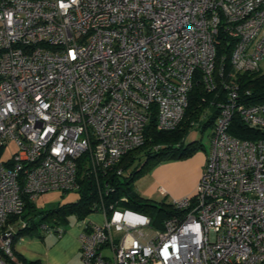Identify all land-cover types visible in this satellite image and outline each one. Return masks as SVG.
I'll return each mask as SVG.
<instances>
[{
	"label": "built area",
	"instance_id": "obj_1",
	"mask_svg": "<svg viewBox=\"0 0 264 264\" xmlns=\"http://www.w3.org/2000/svg\"><path fill=\"white\" fill-rule=\"evenodd\" d=\"M263 60L264 0H0V264L27 203L77 192L80 158L95 176L115 170L152 119L178 128L195 82L223 91L195 192L169 201L160 228L101 205V223H77L81 262L264 264V102L244 103L235 82ZM234 117L249 138L229 132Z\"/></svg>",
	"mask_w": 264,
	"mask_h": 264
},
{
	"label": "trees",
	"instance_id": "obj_2",
	"mask_svg": "<svg viewBox=\"0 0 264 264\" xmlns=\"http://www.w3.org/2000/svg\"><path fill=\"white\" fill-rule=\"evenodd\" d=\"M217 54L218 57L224 58V67L229 70V47L225 46L224 43L221 44ZM235 82L238 86L239 97L244 103L264 102V73L261 70L239 74ZM222 96L221 87L217 89V93H206L203 91L201 83L195 82L188 96V106L180 126L170 132H159L155 129V120L152 119L145 131L144 144L127 153L115 170L95 176L88 172L83 158H80L77 170L78 199L75 202L64 203L48 210H40L35 204L27 203L21 217L28 221V227L18 230L16 236L41 237L42 231L39 226L42 224L49 226L64 224L68 222L69 216H74L79 221L95 213L101 205L107 207L109 204H117L144 213L150 217L152 227L160 228L161 222L176 214L177 211L172 208L169 202L156 203L154 200L139 196L132 188V183L138 176L161 162L190 156L197 149V146L195 142H192L184 148V139L193 128L198 127L202 130L213 127L218 110L209 107V103L222 98ZM210 108L212 113L209 119L206 122H201L200 114ZM229 132L242 139L249 138L251 134V131L243 127L238 117H234ZM119 169L121 173L117 174ZM122 197H126L127 201H120ZM6 260L9 264H39L38 262L26 261L13 249L12 257Z\"/></svg>",
	"mask_w": 264,
	"mask_h": 264
},
{
	"label": "crops",
	"instance_id": "obj_3",
	"mask_svg": "<svg viewBox=\"0 0 264 264\" xmlns=\"http://www.w3.org/2000/svg\"><path fill=\"white\" fill-rule=\"evenodd\" d=\"M261 70V69H260ZM185 163H192L193 159L185 162L178 160L165 161L154 168L150 173L152 182L145 188L144 196L147 199L159 195L164 198L179 199L192 195L198 183L201 171L205 164V156L199 154L198 160L192 167L191 177L182 176ZM87 218L101 223L103 219L98 214H91ZM78 226L65 231L61 237L55 234H42L41 237L23 235L17 236L13 242V251L28 262L39 264H81L79 252ZM47 236V237H46Z\"/></svg>",
	"mask_w": 264,
	"mask_h": 264
},
{
	"label": "rangeland",
	"instance_id": "obj_4",
	"mask_svg": "<svg viewBox=\"0 0 264 264\" xmlns=\"http://www.w3.org/2000/svg\"><path fill=\"white\" fill-rule=\"evenodd\" d=\"M260 69H261V72L264 73V60L260 64ZM211 132L212 130L210 127H207L206 129H202V130L201 128L196 127V128L191 129L188 132L186 138L184 139L185 140L184 148H186L190 143L195 142L197 149L190 156L182 158V159H178V161H183V162L193 159V164L185 163L183 165L185 168L184 170L183 168L181 170L182 176H185V177L187 176L189 178L191 177L192 167L197 162L199 154H202L203 156H205V161H206V158L210 150ZM10 148H11L10 150H13V146H10ZM156 166H154L153 168H151L144 174H141L140 176H138L135 179V181L132 183V188L134 189V191L143 198H146V196H144L145 188L152 182V180L150 179V173L154 170ZM200 177H201V174H200ZM200 177L198 179V183H199ZM198 183H197V186H198ZM77 199H78V193L75 191H70L66 194H63L62 192H59V191H54V192H47V193L40 195L38 198H36L34 203L38 209L48 210V209H53L56 206L62 205L64 203L75 202ZM151 200H154L156 203H160L162 201H165L166 203L169 202V198H164L159 195H154V198H152ZM77 223L78 221L74 216H69L68 222L64 224H60L59 226L63 227L65 231H68V230L73 229L74 227L76 228V226L78 225Z\"/></svg>",
	"mask_w": 264,
	"mask_h": 264
}]
</instances>
